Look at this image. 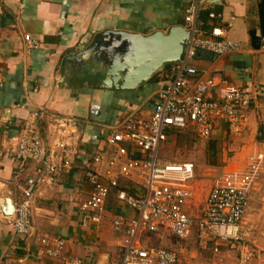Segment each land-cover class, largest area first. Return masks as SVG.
Instances as JSON below:
<instances>
[{
  "label": "built area",
  "instance_id": "1",
  "mask_svg": "<svg viewBox=\"0 0 264 264\" xmlns=\"http://www.w3.org/2000/svg\"><path fill=\"white\" fill-rule=\"evenodd\" d=\"M202 10L199 3L186 9L184 27L190 36L181 58L164 68L167 83L157 93L149 115L128 113L119 126L109 129L101 151L83 162L90 192L83 198L76 188L71 198L78 203L82 226L103 224L112 191H116L119 202L135 212L134 216L123 212L112 216L110 229L120 237L121 255L110 264H179L175 250L150 243L166 233L180 240L194 237L198 248L210 250L218 264H260L262 249L246 219L250 194L264 166V151H255L244 169L216 175L213 167L214 182L202 206L196 203L195 164L159 157V148L178 132L207 140L216 125L223 123L228 133L240 135L247 130L251 105L264 110V86H230L222 74H208L191 64L198 51L225 56L243 49L240 42L227 37L232 21L222 22L221 13L208 10V18L215 24L205 31ZM24 38L27 49L38 45L29 34ZM220 85H225L221 97L210 96ZM40 115V110L31 113L19 132L7 140L6 151L31 162L34 173L21 187L22 198L13 202V215L6 217L19 237L34 235L39 255L67 264H86L82 258L66 254L62 236L36 230L31 220L35 190L51 186L59 174L73 168L81 139L77 119L52 116L41 130ZM262 134L264 124L259 136Z\"/></svg>",
  "mask_w": 264,
  "mask_h": 264
},
{
  "label": "crops",
  "instance_id": "2",
  "mask_svg": "<svg viewBox=\"0 0 264 264\" xmlns=\"http://www.w3.org/2000/svg\"><path fill=\"white\" fill-rule=\"evenodd\" d=\"M199 1L0 0V204L6 197L13 202L21 199V187L34 173L31 162L6 151L8 138L19 132L23 121L36 110L41 111V130L52 116L77 119L81 139L75 165L59 174L51 186L35 190L31 220L36 230L62 236L66 254L78 256L86 264H110L120 258V237L110 229V221L116 212L129 216L135 212L119 202L116 191H112L103 224L82 226L78 203L71 198L76 188L83 198L90 192L83 162L101 151L109 129L119 126L128 113L149 115L157 93L167 83L163 70L168 64L134 89H114L100 85L94 67L82 63L87 58L84 52L95 36L106 30L150 34L156 30L166 32L172 25L184 26L186 9ZM261 2L264 0H205L200 14L202 28L209 31L215 24L208 18V10L221 13L222 22L232 21L227 37L240 42L243 49L225 56L198 51L191 64L208 74H222L230 86L263 87L264 36L260 47L253 46L250 37L251 29L261 36ZM26 34L38 44L35 48H26ZM224 88L225 85L218 86L210 96L221 97ZM248 117L247 130L242 135L248 134L263 145L258 137L264 110L253 104ZM224 133H228L226 125L218 123L212 137ZM186 240L197 245L194 237ZM179 260L181 264L180 257ZM259 262L264 264L262 251ZM0 264L67 263L39 255L34 235H16L10 218L0 210Z\"/></svg>",
  "mask_w": 264,
  "mask_h": 264
},
{
  "label": "rangeland",
  "instance_id": "3",
  "mask_svg": "<svg viewBox=\"0 0 264 264\" xmlns=\"http://www.w3.org/2000/svg\"><path fill=\"white\" fill-rule=\"evenodd\" d=\"M258 140V139H257ZM215 142V153L210 152V143ZM260 142V141H259ZM248 134L233 135L224 133L207 140L197 138L190 133L188 137H172L159 148V157L170 161H191L195 164L197 178L194 181L196 203L204 205V201L214 182L213 167L216 175L225 170L244 169L251 161L255 151L263 150ZM214 162V164H212ZM200 206V207H201ZM253 226L252 236L259 248L264 252V166L256 185L251 192V200L246 219ZM150 243L163 248H171L179 253L181 264H215L209 250H199L191 240H180L170 233L157 235Z\"/></svg>",
  "mask_w": 264,
  "mask_h": 264
},
{
  "label": "water",
  "instance_id": "4",
  "mask_svg": "<svg viewBox=\"0 0 264 264\" xmlns=\"http://www.w3.org/2000/svg\"><path fill=\"white\" fill-rule=\"evenodd\" d=\"M210 3L220 0H207ZM205 0L199 1V6ZM190 31L182 25H172L166 32L150 34L125 30L98 33L84 54L82 63L93 66L100 85L114 89H134L161 72L168 63L177 62L184 51ZM87 60V61H86ZM14 204L6 197L0 204L5 216L14 213Z\"/></svg>",
  "mask_w": 264,
  "mask_h": 264
},
{
  "label": "trees",
  "instance_id": "5",
  "mask_svg": "<svg viewBox=\"0 0 264 264\" xmlns=\"http://www.w3.org/2000/svg\"><path fill=\"white\" fill-rule=\"evenodd\" d=\"M259 13H260V30H261V36H258L256 34V31L254 29H251L250 30V37H251V43L253 46L255 47H260L261 44H262V41H261V37L264 36V2H261L260 5H259ZM188 135H190V132H178L176 134V138L177 137H182L184 138V136H186V138L188 137ZM259 140H263L264 141V134L260 135L259 137ZM210 152L211 154H214L215 153V142L214 141H211L210 145ZM214 164V162L212 163Z\"/></svg>",
  "mask_w": 264,
  "mask_h": 264
}]
</instances>
